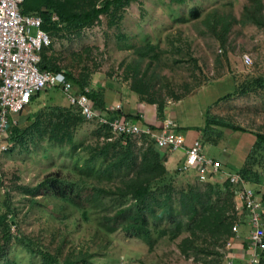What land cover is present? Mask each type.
<instances>
[{
  "label": "rangeland",
  "instance_id": "rangeland-1",
  "mask_svg": "<svg viewBox=\"0 0 264 264\" xmlns=\"http://www.w3.org/2000/svg\"><path fill=\"white\" fill-rule=\"evenodd\" d=\"M94 1L96 6L101 2ZM245 2V0H135L116 13L113 23H109L108 17L102 15L99 22L88 29H83L76 34L66 33L65 30L63 36L51 38V46L48 47L47 53L51 52L57 59L56 63L64 69L72 67L74 75L78 73L80 67L87 65L92 73L93 82L103 85V99L107 107L121 99L122 111L132 115L131 108L152 106L156 109L155 104L146 101L145 92L142 89L130 85L132 74L130 64L138 61L139 71H142L148 62V57L144 60L139 58L135 48L154 43L157 47L150 54L159 53L155 63L157 71L154 72L160 79L159 86L163 87L166 82L178 83L184 79L192 86V92L179 100L167 97L165 88L158 89V93L164 95V102L168 100L165 112L172 120L175 118L174 123L192 127L200 126L207 113L208 117L216 121H224L263 133L264 93L261 92L262 89H258L257 91L260 92L251 96H229L215 103L218 98L233 92L234 87L230 80L233 74L250 70V67H245L241 63L244 55L250 56L253 60L257 57L258 49L260 58L257 59L261 61L259 64L264 68V31L253 25H241L242 8ZM191 10H195L196 13L192 15ZM209 13L224 16L231 22L224 41V54L229 58L228 63L219 56L223 53V49L210 31L209 24L204 22V18ZM84 49L87 51L83 52ZM81 54L86 57L82 59ZM189 56L196 59L198 68H196L197 65L192 64ZM216 59L221 63L216 64ZM219 65H221V71L216 75L214 68ZM199 78H202L201 82L204 83L196 88L194 83L198 84L201 80H198ZM181 90L173 88L175 94H179ZM39 94L37 104H31L25 113H15L13 117L18 121L17 128L24 130L30 125V122L26 120L28 116L39 110L42 114L44 113L40 120L42 124L32 118L31 121L35 126L30 127L31 130H26L22 138L23 144H8L7 150L4 149L0 153V207L5 209L3 199L4 195L9 193L11 207L15 214L12 219L15 220L16 225L10 226L14 235L23 233L38 240L41 232L44 245L53 253L59 242V235L64 234L65 239L60 245L61 254L67 251L72 255L83 252L89 255L91 264H217L220 260V263L224 264V257L216 260L213 254L204 256L201 253L189 252L188 258H185L178 246L187 236L186 232L173 241L168 240L167 237L158 238L156 234H152L151 248L143 239L129 236V232L128 234L120 230L107 232V223L102 220L101 212L103 210L114 212L120 207H128L133 203L130 200L115 201L111 203L113 207L108 208L111 204H107L105 199L97 198V193L89 194L86 191L82 197L92 198L85 202L91 212L90 222L84 221L77 209L78 214H71L67 205L58 207L56 201L59 199L54 189L46 185L40 186L47 175L59 173L62 178L71 176L75 180L81 177L87 178L88 182L96 181V170L102 169V166L111 161L113 156L108 154L105 157L96 152L102 144L101 137L105 136L101 135L98 138L95 131L100 126L97 127L96 123L90 121L78 120L76 125H71L70 138L66 135L60 136L57 140L49 138L50 125L55 121L54 115L60 113L56 109H66L69 102L65 94L58 89L48 88ZM259 98L263 100L259 101ZM43 101L44 105L38 106ZM149 117L150 114L146 115L148 122L153 121L155 124V119ZM210 127L212 129L209 133L210 141L204 142L200 133L199 137H196L202 144L204 142L203 153L213 158L222 156L223 159H229L230 157L231 161L227 160L228 163L225 160L220 161L226 167L231 166L229 171H237L243 165L244 156L251 149L255 139L248 133L234 132L218 124H212ZM188 131L190 130L180 134L186 140L192 141L195 134H188ZM148 143H144L141 139L139 143H136L135 150H142L139 148H144ZM181 152L172 153L178 157ZM88 161L93 163L90 164ZM80 170H88V172L82 173L79 172ZM167 175L165 174L160 181L153 182V198L165 196L163 186L166 178L168 186H172L175 191L174 196L179 195L180 190L186 189L188 185H201L197 183L193 170L181 171L174 175L175 179ZM96 176L101 177L103 174L97 173ZM215 177L218 180L225 179L221 173ZM107 182L109 185H119V179L116 176ZM13 185L34 187L35 190L22 191L14 188ZM250 187L258 191L259 196L264 194L263 183ZM33 199L36 202L31 207ZM172 205V211L176 213L177 202L174 200ZM57 207L63 214L76 216V220L60 221L58 216L51 219L53 215L49 210L57 209ZM159 210L156 207L153 212L155 216H158ZM147 217L148 225L153 226L150 214L147 213ZM156 223L163 228L170 222L163 216ZM241 229L243 230L242 227ZM202 238L201 240L207 242H213L214 239L209 235ZM226 242L218 241L217 245L209 249L224 255L227 252ZM199 243L200 247H205L200 240ZM41 263L38 256L28 255L26 248L15 238L6 245V257L0 258V264Z\"/></svg>",
  "mask_w": 264,
  "mask_h": 264
},
{
  "label": "trees",
  "instance_id": "trees-1",
  "mask_svg": "<svg viewBox=\"0 0 264 264\" xmlns=\"http://www.w3.org/2000/svg\"><path fill=\"white\" fill-rule=\"evenodd\" d=\"M99 5L96 6L94 0H24L21 4V12L23 14H34L41 17L43 24L42 29L45 30L51 38H59L63 36L65 32L69 34H76L81 32L83 29H88L97 24L102 15L108 17L109 23H113L116 13L123 7L127 6L130 2L135 0H100ZM243 5V13L241 19V25H253L254 27L264 31V2L263 0H245ZM195 10H191V14L194 15ZM57 16V20H51L52 15ZM204 22L209 24L210 31L214 34L216 39L219 41L220 47L223 49V53L219 55L225 59L224 62L229 61V58L224 54V41L226 38L227 31L230 29L231 22L224 16H217L215 13H209L204 18ZM179 41V40H178ZM51 46V45H50ZM154 43H147L140 45L135 48L139 58L148 57L147 66L139 71L138 61L130 64V71L132 74L130 77V85L137 87L145 92V99L148 103L156 105V112L158 120L164 119V95L158 93V89L165 88L166 96L173 99L179 100L185 98L192 92V86L187 83L185 79L175 83L166 82L163 87L159 86L160 79L156 77L155 71H157V59L159 53H153L156 49ZM49 48L41 51V62L39 68L42 70H50L53 72H63L67 79L72 84V95L84 93L90 100L91 107L94 111L103 112L107 111V104L103 99V85H97L92 80V73L87 65L80 67L76 75L73 74L74 70L64 69L56 63V58L51 54L47 53ZM87 50L84 49L83 52ZM257 49V57H254L251 64L246 65L241 58V63L245 67H250L249 71H238V74H233L231 83L234 87L232 93L222 96L216 100L215 103H219L225 100L229 96L243 97L251 94H256L258 89H262L264 93V68L263 65L259 64L257 58L259 57ZM218 56V57H219ZM82 59L86 56L81 54ZM81 57H79L81 59ZM190 57L192 64L197 65V61L194 57ZM250 57V56H249ZM251 58V57H250ZM260 58V57H259ZM220 59V58H217ZM215 60L216 64H220L219 60ZM154 64V66H153ZM232 64V62H231ZM198 68V65L197 67ZM216 75L221 71V65L215 66ZM233 69V68H232ZM139 72V73H138ZM166 79V77H164ZM206 78V77H203ZM165 79H162L166 81ZM197 79V78H196ZM201 79V80H200ZM126 80V79H124ZM200 82L196 85V88L200 87L204 82L202 78H199ZM158 84V85H157ZM193 85V86H194ZM182 89L180 93H174L173 88ZM52 89H58V87H52ZM59 90V89H58ZM37 94L32 96L29 104L25 107V113L31 104H34V100L39 96ZM255 98H258L255 96ZM263 98H259V101ZM121 103V101H120ZM60 113L54 115L55 121L51 123V129H49V138L57 140L60 136L66 135L70 138L69 127L73 124H77L78 120L81 122L84 120L80 113V108L75 103H69L66 109H56ZM110 112H107L109 116ZM124 113V112H123ZM122 110L115 112L114 116H120L128 118L132 121H140L136 115L123 114ZM44 114V113H43ZM43 114L41 111L36 110L32 112L31 116L26 119L30 122L27 128L20 130L17 128L18 123L12 125L10 123V133L8 136H4V144L8 148V144L19 143L23 144V135L31 130L30 127H34L32 118L36 119L37 122H42ZM86 121V120H85ZM93 122V121H90ZM96 123V122H93ZM75 124V125H76ZM97 127L100 126L96 131V135L100 138L101 135L105 137L102 140V144L99 147L98 154L105 155L112 154L113 158L111 161L103 165L102 169L96 170L95 177L96 181L88 182L86 179L78 177L76 180L71 176L62 178L59 173H52L47 175L41 182V187L46 185L54 189L58 203V207L61 205H67L68 211L73 214L80 212V216L84 218V221L90 222L91 212L85 205V202L90 198L82 197L86 191L87 193H97V198L105 199L107 204L114 203L115 201L121 202L122 200L132 201V205L128 207H120L114 212L103 210L101 212V218L105 221L106 231L120 230L131 237L143 239L151 248L152 247V234H156L158 238L167 237L168 240L173 241L178 238L183 232L187 233L179 244V251L185 258H188V253L194 254H213L214 259H222L224 257V264H227L229 259L226 257L227 252H241L242 249L246 252L247 244L243 243L244 234L242 231L239 233V237L236 238L235 233L231 231L233 224L236 222L238 226L245 228V212L242 210L235 209V190L234 186L226 179L218 180L215 176L208 181L199 182V185H188L184 190H180L179 195L174 196L175 191L172 186H168L167 178L164 182L163 188L165 189V196L162 198L152 197V186L153 182L160 181L165 174L171 175L174 179V175L181 172L179 167L173 172L167 168L164 161V155L160 151L154 148L153 142L147 139V136L141 139L144 143L149 142L142 150H135L139 142L128 141L126 145L120 144V138L107 140L111 136L110 131L99 123H96ZM212 124H218L228 128L231 131H239L248 133L255 139L249 152L244 156L243 165L237 170L241 177L246 181L249 188L251 185L264 184V132L252 131L245 127L229 124L224 121H216L208 117L205 113L204 122L199 127H177L178 131L196 130L202 133L201 137L204 142L210 141V132ZM74 125V126H75ZM152 127V124H149ZM203 142V144H204ZM202 143V142H201ZM202 144V147H203ZM116 151V153H114ZM170 152L168 150H163ZM172 153V152H170ZM88 163H93L88 161ZM222 165V162H221ZM115 169V170H113ZM125 169V171H122ZM222 170L233 172L228 170L226 165H222L219 169V173ZM79 172H88V170H80ZM103 174L101 177H97L96 174ZM81 174V173H80ZM87 174V173H85ZM167 175V176H168ZM117 177L119 179V185H109L107 181L110 178ZM203 184V185H202ZM14 188L22 191L33 192L34 187L26 188L17 185H13ZM43 188H41L42 190ZM252 189V188H251ZM252 191H256L252 189ZM173 194V195H172ZM261 204L264 208V194L259 196ZM176 201L178 204L176 213H173L172 202ZM11 196L9 193L4 195L3 207H0V258L6 257V245L12 239L15 238L22 244L28 251L30 256H38L41 260V264H91L89 261V255L83 252H79L77 255H72L68 251L64 254L60 252V245L65 239L64 234H60L59 242L56 245L53 253L49 251L48 247L44 245L42 241V233H39V239L35 240L29 235L23 233L11 232V224L16 225L15 220L12 219L15 214L11 207ZM35 199L31 201V207L35 203ZM109 206V205H108ZM57 209H51L49 212L55 219L58 216L60 221L64 220H76V216L71 214H63ZM111 204L108 208H112ZM158 207L160 212L154 215V211ZM87 208V210H86ZM59 212V213H58ZM90 212V213H89ZM58 213V215H56ZM112 213V215H111ZM147 213L153 219V226L148 225ZM78 214V213H77ZM261 215V226L264 229V210L260 213ZM165 216L170 222L167 227L161 228L156 222L161 220V217ZM101 220V219H100ZM154 227V228H153ZM99 228V227H98ZM209 235L213 239V242H207L202 237ZM15 236V237H14ZM199 240L205 247H200ZM218 241L221 243L230 244L232 242L237 243V248H227V252L223 255L219 251L209 249L211 246L217 245ZM259 258V264H264V247L257 249ZM197 259V257H195ZM237 258H232V264H242ZM218 261L217 264H221Z\"/></svg>",
  "mask_w": 264,
  "mask_h": 264
},
{
  "label": "built area",
  "instance_id": "built-area-1",
  "mask_svg": "<svg viewBox=\"0 0 264 264\" xmlns=\"http://www.w3.org/2000/svg\"><path fill=\"white\" fill-rule=\"evenodd\" d=\"M24 0H0V151L4 150V136L10 133V123H18L13 114H21L32 96L42 93L45 89L58 87L65 94L69 103H75L80 108L81 116L86 121H93L106 127L111 136L107 140L120 138V144L128 141L140 142L147 136L157 150L170 152L182 151L180 171L193 170L199 182L211 180L219 174L221 161L208 157L203 153L202 143L198 138L186 146L185 138L177 130L172 118L158 120L152 127L140 121H132L125 117L113 116L121 109L120 103L107 107V111L97 112L91 107L90 100L84 93L72 95V84L65 74L42 70L41 51L51 44L50 35L42 29L43 21L40 16L23 14L21 4ZM55 14L51 20H57ZM243 62L251 64L248 55H244ZM107 112H110L109 116ZM234 186L235 209L245 212V228L241 229L236 222L231 231L236 238L240 231L244 234L243 243L247 244L246 252L228 251L227 264L237 258L242 264H259L258 248L264 247V229L261 226V215L264 208L258 193L252 191L241 175L234 171L220 172ZM227 247L237 248V243H230Z\"/></svg>",
  "mask_w": 264,
  "mask_h": 264
},
{
  "label": "crops",
  "instance_id": "crops-1",
  "mask_svg": "<svg viewBox=\"0 0 264 264\" xmlns=\"http://www.w3.org/2000/svg\"><path fill=\"white\" fill-rule=\"evenodd\" d=\"M66 97V96H65ZM38 98H40L39 96H37V98L34 100V103L35 104H37L38 102ZM66 99H67V97H66ZM138 100V99H137ZM68 101V100H67ZM120 101H121V99L120 100H118L117 102L118 103H120ZM116 102V103H117ZM139 102V101H138ZM168 102V101H167ZM166 102V103H167ZM41 104H43L44 105V101L43 102H41L38 106H41ZM121 104V103H120ZM169 104H173V103H170L169 102ZM167 107H168V104H164V117L163 118H168L169 116H168V114L165 112L166 111V109H167ZM120 110H122V105H121V109ZM131 111H133L132 113V115L134 116V115H136V116H138L139 117V119H140V122H142V123H145V124H153V121L152 122H148V120H147V118H146V115H148V114H150V117L149 118H152V119H155V121L156 122H158V120H157V113H156V109H154L152 106L151 107H147V106H144V107H136V108H131ZM122 113H123V111H122ZM154 113H155V115H154ZM124 115L125 114H127L128 115V113H123ZM129 115H131L130 113H129ZM171 116H173V114H171ZM174 117H176V116H174ZM175 118H173V120H174ZM177 119V118H176ZM176 121V120H175ZM175 124L178 126V127H192V126H187V125H181V124H179V123H177V122H175ZM201 126V125H200ZM195 127H199V126H195ZM194 127V128H195ZM179 132H182V131H179ZM188 134L190 133V134H195V136L193 137L194 139H196V137L199 135V133H200V131H196V130H190V131H188L187 132ZM201 135H202V133H200ZM199 137V136H198ZM192 141L191 140H186V138H185V143H186V146L187 145H189L190 143H191ZM158 151H160L161 153H163V155H164V161H165V165L167 166V168L169 169V170H171V171H173V170H175V169H177L178 167H179V165H180V162H181V160H182V158H183V153L181 152V154L178 156V157H176V156H174L173 155V153H170V152H167V151H163V149L162 150H158ZM206 155V154H205ZM206 156H208L209 157V155H206ZM215 158V157H214ZM216 159H219V160H225V162L226 163H228V161L227 160H229V161H231V158L229 157V159H223L222 158V156L221 157H218V158H216ZM226 168H228V169H231V166L230 167H226ZM257 193H258V191H257ZM259 194V193H258Z\"/></svg>",
  "mask_w": 264,
  "mask_h": 264
},
{
  "label": "clouds",
  "instance_id": "clouds-1",
  "mask_svg": "<svg viewBox=\"0 0 264 264\" xmlns=\"http://www.w3.org/2000/svg\"><path fill=\"white\" fill-rule=\"evenodd\" d=\"M5 150H7V147H6V144H5V148H4ZM2 151H4V150H1L0 151V153L2 152ZM188 172V171H187ZM237 172V171H236ZM196 179V178H195Z\"/></svg>",
  "mask_w": 264,
  "mask_h": 264
}]
</instances>
